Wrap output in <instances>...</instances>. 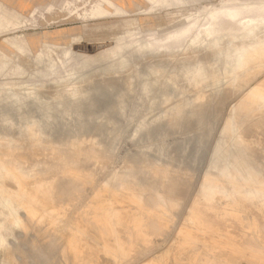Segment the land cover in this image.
Here are the masks:
<instances>
[{
  "label": "rangeland",
  "instance_id": "rangeland-1",
  "mask_svg": "<svg viewBox=\"0 0 264 264\" xmlns=\"http://www.w3.org/2000/svg\"><path fill=\"white\" fill-rule=\"evenodd\" d=\"M27 1L28 4L25 7L21 0L12 2L10 0H0L1 87L12 85L22 80L31 84L35 83V80L40 79L41 75L33 73V68L41 57V50L44 46L51 48L50 57L56 64V70L51 76L62 77L70 66L73 67L75 62H67L66 57L62 55L64 51L68 52L72 57L78 55L79 59L96 57L100 53L108 55L126 45L128 34L139 27L143 29L157 28V31L165 33L183 17L182 20L189 23L191 27L178 34V36L168 39L165 43H161L165 47H160V49L155 51L142 50L141 52L130 54L124 65L115 73L106 70L97 71V76L85 87L90 93L96 94L94 101H96L97 96V101H100L102 99L100 97L110 94L109 100L108 98H104V102L101 100L100 108L98 105L93 106V99L82 96L84 89H80L73 95L61 93L51 97L49 94L53 90L50 91L51 88H47V93L49 94H31L26 101L24 100L25 107L21 105V108L24 107L21 113L9 115L5 111L3 117H10L6 119L5 124H14L21 118L25 122L24 129L29 130L34 119L40 121L50 120L55 123L49 132L50 136L53 138L64 137L76 122L93 123L102 115L104 118L109 119L116 111L122 109H124V113L128 111L131 101L129 95L136 90L134 84L130 85L133 75L132 70L129 68L130 66H134L136 70L140 71L157 68L156 77L158 81L148 89L149 94L158 96L157 100L161 101V107L165 109L180 105L182 101L186 100L187 107L194 111L184 115L179 132L163 136L161 146H170L178 143V141L181 142L185 138L184 135L193 139L196 134H199L196 139L195 149L200 152V159L197 165L192 168L193 173L190 172L192 176L188 172V176L191 177L187 179L188 176L186 177L184 173L186 179L183 177V180H179L183 183L180 192L181 200L184 203L182 210L185 209L184 207L188 204L191 197L202 202L207 196L221 193L219 188L201 190L199 188L200 181L209 179L215 185L220 180L228 186H232V184L236 186L238 182L233 177H228L227 173L230 171L237 174L240 170H250L245 160L246 157L240 158L234 165L232 163L235 160L234 158H239L238 154L240 155L239 149H234L232 145V140L236 136V128L233 122L238 121L247 127L256 129L259 132L258 135L264 138V100L255 103L245 101V95L253 87L263 88L259 83L264 75V60L257 64H248L239 69L234 65L231 68L229 84L221 83L214 88L205 87L204 85L215 65L224 63L229 57H234L243 48L244 43H242L241 38L228 41L226 39L227 36H224V34H239L238 32L248 28L253 18L255 17L256 19V16H259L264 11V8L260 9L258 5L260 1L264 2V0H185L181 3L174 0H166L161 4H155L153 8L147 10H145L147 0ZM233 1L249 2V9L243 8L246 12H242V9L237 7L234 8L236 10L234 15L230 17L224 16V12H222L224 11L222 9L223 4ZM104 4L110 5L112 10H105L107 13L99 14ZM211 12L217 15L215 17L217 23L214 26L206 23L207 17ZM243 15H247L249 18L246 17V19L240 21ZM205 30L212 31L217 40L222 36V39L218 41L223 42L221 45L227 47V49L219 51L218 48L221 45L211 48L210 37L203 38L202 42L193 40V36H196L199 31L203 32ZM245 42L257 49L264 50V27L257 30L256 33H250ZM18 70L23 71L22 79L17 72ZM32 73L33 77H31ZM44 74L46 75L47 72H44ZM182 74H185L187 78L185 79ZM11 88L10 93L0 99V109L2 105L8 106L20 97L17 95L18 88L16 86ZM113 88L115 89L114 91H112ZM162 92L166 94L164 99L159 97ZM99 98L100 100H98ZM146 103L144 101V104ZM1 122L0 119V124H2ZM64 124H68L66 130L61 128ZM130 133L131 127L127 128L122 134H116L119 144L113 153V160L101 172H99L100 167L98 168L96 164L94 153L87 154V152H83L81 153L80 161H74V159L71 161L72 163H62L61 166L64 169L72 167L74 168L73 171L91 174L95 182L91 189H85L84 191L81 184H77L75 187L70 185L67 174L65 176H57L54 186H59L58 184L63 181L66 184L64 186L61 185L65 189L68 185V189L76 190L66 189L67 191H65L60 185L55 187L49 194V198L51 197L53 200L50 199L52 203L47 206V208L49 207L48 210H62V213L52 221L58 227L56 236L52 240L49 237L51 232H49L48 228L46 229V225H43L42 228L43 232L47 233L48 241H46V237H36L32 233V226L39 217L41 205L33 204V201L27 197L26 199H29H25V210H18L20 219L18 225H14L10 221V205L7 203L0 205V236L3 237V241L0 242V264H20V262L21 264H145L147 262L168 264L170 258H161L165 255L176 258L181 263L192 264L193 257L201 253L206 252L209 255H213L209 248L215 246L214 253H220L219 259L222 264H248L249 253H235L232 250V238L224 230L214 227L203 235L194 226L181 220V217L184 216V211L182 210L178 211L179 218L173 217L174 221L169 220L166 227L158 233L151 236L147 231H142L137 242L135 237H132L126 258L121 256L120 252L117 251V247L114 254L105 253L100 241L90 237H84L80 241H70L73 237L72 232L64 228V221L67 218L75 217L78 224L86 227L91 235H98L92 225L86 226L84 218L92 220L93 211L100 203H95L93 200L89 208L83 206V201H80L77 205L74 204L84 197H91L95 189L101 185L109 188L113 180L118 178L116 172L123 170L121 165L124 162V156L138 150V143H127ZM91 134L85 133L84 136L88 138H86L87 140H82L84 142L87 141L86 143L89 145L91 144L89 138L92 136L91 140L97 145L100 144L101 135L96 133L93 136L94 134ZM152 134V129L149 126L139 133L140 137L152 136ZM150 154V160L156 159L154 153ZM177 157L180 158L178 155L174 158ZM176 160L178 161L177 163L180 162L178 159ZM178 169L179 173L185 172L181 167ZM173 170L175 171L176 169L173 168ZM38 172H40L38 168H33L28 173H24L25 181L32 183L40 180L44 173ZM46 174H50V172L48 171ZM145 175L146 173L142 172L139 175V179L132 182L133 185H140L138 187L143 189H151L154 178L144 181ZM141 177L143 178L141 179ZM105 179H107L108 183L104 185ZM56 182L58 183L56 184ZM244 186L253 187L251 184H244ZM60 187L62 190H58ZM1 190H14L13 183L7 177L0 176ZM64 191L71 195L69 194L68 196L67 194L68 198L67 196L65 197L63 195L66 194ZM72 191L75 193V197H73ZM53 194H55V197H57L55 199L59 200V202L54 199ZM233 197L241 200L243 194L234 192ZM60 198L65 199L60 200ZM53 202H57V204L55 203L56 205H54ZM209 206L213 209L220 207L217 203H209ZM143 208L151 215L157 213L152 204ZM27 211L31 213L32 221L25 218L24 212ZM63 213H68V215ZM174 223L177 224L175 228ZM115 229L117 230V237L124 240L126 237L125 230L119 225ZM179 231L190 232L193 241L189 240V243H183ZM248 233L249 231L243 228L240 231V236L248 237ZM34 238H37L39 246L33 249L30 244L36 242ZM150 242H153L150 247L151 252L148 257H145L140 252V247L142 249ZM248 244L251 247L254 246L250 241H248ZM253 264L261 263L257 261Z\"/></svg>",
  "mask_w": 264,
  "mask_h": 264
},
{
  "label": "bare ground",
  "instance_id": "bare-ground-1",
  "mask_svg": "<svg viewBox=\"0 0 264 264\" xmlns=\"http://www.w3.org/2000/svg\"><path fill=\"white\" fill-rule=\"evenodd\" d=\"M165 1L166 0H147V7L145 10L151 9L155 4H161ZM174 1L181 3L185 0ZM249 5V2H227L226 4H223L222 9L224 11L222 12H224V16L230 17L236 13L234 8L239 7L242 9V12H246L244 9H249ZM258 5L260 9L264 8V2L262 1H260ZM105 10L110 11L112 10V7L104 4L100 11L101 13L99 12V14L107 13ZM213 13L214 12H211L208 15L206 21L210 26H214L217 23V20H215L217 15ZM246 17L249 18L247 15H243L240 18V21L246 19ZM256 17V19L254 17L251 21V25L248 28L243 29L241 32H238L239 34H224V36H227L226 39L228 41L241 38L242 43H244L243 48L241 52L236 53L234 57H229L224 63H219L214 66L210 77L204 85L205 87L209 86L214 88L221 83L229 84L231 68L234 67V65L239 69L248 64H257L264 60V50L257 49L245 42V39L250 33H256L257 30L264 27V11ZM182 19L165 33L157 31V28L143 29L139 27L134 32L128 34L126 45L108 55H102V53H100L96 57H84L79 59L78 55L72 57L68 52L64 51L62 55L66 57V61L75 62L73 67L70 66L62 77L51 76L56 70V64L50 57L52 52L51 48L44 46L41 50L42 55L34 64L33 68V73H39L41 75L40 79L35 80V83L31 84H29L28 81L22 80L21 82L12 85L0 86V99L8 95L12 89L11 87L14 86L18 88L17 95L20 96L16 101L14 100L11 102L10 105H2L0 109V119L2 121V124H0V176L7 177L14 185V190L0 191V205L6 203L10 205L9 215L11 223L14 225L20 223L18 210H25V199L29 197L33 201V204L41 205L39 217L32 226V233L36 235V237H46L45 239L48 241L47 233L43 232L42 228L43 225H46V229L48 228L50 230L49 232H51L49 237H51L52 240L58 231V227L55 226L52 221L62 213V210L58 211L55 208H53L55 210H48L49 207L47 208V206L52 203L50 201L52 198H49V194L55 189V187H59L61 184L64 186V184H66L63 183V181L61 183L57 180L61 184H58L59 186H54V181L58 178L57 176H65V174H67L68 183L73 185V187L77 186V184H81L84 191L85 189H91L95 182L91 174H83L80 173V171H73L74 168L72 167L64 169L63 166H61L62 163H70L74 159V161H80L81 153L83 152H87V154L94 153L96 156V164L98 165V168L100 167L99 172L103 171L113 160V153L119 144L116 134L124 133L129 127H131V133L127 143H138V150L132 154L124 156V162H121L125 165L120 162L123 170H119L121 172H116L118 178L113 180L109 188H105L101 185L95 189L91 197H84L82 200H78L74 204L77 205L80 201H83V206L89 208L93 200L95 203H100L93 211L92 220L84 218L86 226L92 225L98 232V235H91L86 227L78 224L75 217H72L71 219L67 218L64 221V228L69 229L72 232L73 237L70 241L75 242L80 241L84 237H90L100 241L105 253L114 254L118 249L117 251L120 252L121 256L126 258L132 237H135V241L137 242L139 234L142 231H147L148 234L152 236L166 227L169 220L174 221V218H179L178 213L183 209L184 204L180 197L183 183L179 180H183L185 174L186 177L191 174L190 172H192V168L197 165L200 159V152L195 149L196 139L199 134H196L193 139L184 135L185 138L181 142L178 141V143L170 146H161L163 136L179 132L181 130L180 125L183 121L184 115L190 112L193 113L194 111L187 107L186 100L182 101L180 105H174L169 109H165L164 107H161V101L157 100L158 96L155 94H149L148 89L158 81L156 77V74L158 73L157 68H149L145 71H140L136 70L134 66H130L129 68L132 70L133 74L130 85L134 84L136 90L129 95L131 101L128 111L126 113H124V109L116 111L109 119L104 118L102 115L93 123L76 122L72 129L67 131L66 136L64 137L53 138L50 136L49 132L55 125V123L50 120L40 121L34 119L31 122L32 127L29 130H25V122L22 121L21 118L18 119L16 123L8 125L5 124V121L10 117L4 118L3 115L5 114V111H7L9 115L13 113H21V110L23 111L25 107L24 100L26 101L31 94H49L47 93V88H51L50 91L53 90V92H50L49 94L51 97L61 93L73 95L80 89H84L82 96H87L88 99H93V106H99L102 102L101 100L104 98L107 99L110 97V94L100 97L102 98L101 100L100 98L98 99L100 101H97V96L96 101H94L96 94L90 93L85 87L94 77L97 76V71L106 70L115 73L124 65L130 54L141 52L142 50L155 51L160 49V47H165L164 44L161 43H165L168 39L178 36V34L191 27L189 23H186V21H183ZM207 37H210L209 43L211 44V48H216L223 44V42H219L222 39V36L218 41L215 38L214 33L210 30H205L203 32L199 31V33L192 38L195 42H202V39ZM224 49H227V47L223 45L218 48L219 51ZM17 72L21 75L22 79L23 71L18 70ZM44 72H47V74L45 75ZM33 73L31 74V77L34 76ZM182 76L185 79L187 78L185 74H182ZM259 85L263 88L257 86L253 87L245 95V101L255 103L264 100V75L262 76ZM114 88L112 91L115 90ZM159 97L164 99L166 94L162 92ZM109 99L110 98H108V100ZM144 101L147 103L144 104ZM21 105H24V107L21 108ZM233 123L236 128V136L232 140V145L234 149H239L240 155L237 153L239 158H234L235 160L232 163L234 165L240 158L246 157L245 160L250 170H240L237 174L230 171L227 173L228 177H233L238 182L236 183L237 187L234 186V184L228 186L220 180L215 185L213 181H210L209 179L200 181L199 188L201 190L219 188L221 193L218 195L213 194L207 196L202 202L191 197L188 204H185V209L182 210L184 211V216L181 217V220L194 226L195 229L203 235L214 227L224 230L226 234L232 238V250L235 253H249L248 264H253L257 261L264 264V138L260 137L258 135L259 132L252 127H247L238 121ZM148 126L152 129V136L140 137L139 133ZM67 127L68 124H64L61 128L62 130H66ZM85 133H92L94 134L93 136H95L96 133L100 134L102 137L100 144H95L91 140L93 137L90 136L89 140L91 144L87 145V141L84 142V140L88 138L84 136ZM84 143H86V145H84ZM150 153H154L156 159L150 160ZM174 155H178L180 158H174ZM189 156L190 158H188ZM176 159L180 162L177 163L178 161ZM209 160L211 161L210 158ZM179 167L184 169L185 172H181L182 174L179 173ZM33 168H38L40 171L38 173H44L43 177L36 182L31 181L32 183H27L23 174L28 173V171ZM173 168L176 170L174 171ZM48 171L50 174H46ZM142 172L146 173L144 176L145 178L141 177L144 181L154 178L151 189H143L138 187L140 185H133L132 182L139 179V175ZM55 173H57V175H55ZM186 177L184 179H186ZM190 177L188 176L187 179ZM107 179L104 180V185L108 183ZM58 182H56V184ZM244 184H251L253 187H246ZM67 187L69 186L67 185ZM67 187L66 189L69 190L70 188L68 189ZM60 189L61 187L58 188V190ZM63 189L67 191L65 187H63ZM72 190L74 191L76 189ZM73 191L71 193H73ZM234 192L243 194V198L241 200L235 199L233 197ZM67 194L69 196L70 193L63 195L66 197ZM73 194V197H75V193ZM53 195L54 199L57 198L55 197V194ZM77 195L76 197L79 196ZM61 199L62 198H60V200ZM55 200L59 202V200ZM53 203L54 205L57 204V202ZM209 203H217L220 207L213 209L209 206ZM150 204H152L156 210V214L151 215L146 209L144 210L143 207L150 206ZM24 213L25 218L32 221L31 213L28 211ZM63 214L68 215V213ZM117 225L125 230L126 237L124 240L119 239L116 235L117 230L115 227ZM176 225L177 224L174 223V228ZM243 228L249 231L247 235L248 237L240 236V231ZM179 233L183 243H189V240L193 241L190 232L179 231ZM33 234L32 236H34ZM35 239L36 242L30 244L33 249L39 246L37 238H34V240ZM2 241L3 237L0 236V242ZM248 241L254 244V246L251 247L248 244ZM152 245L153 242H150L145 247H142V249L138 245L143 256L148 257L150 255V247ZM215 247L209 248L213 255H209L206 252L203 254L201 253L200 255L193 257L192 264H222V261L220 262L219 259L220 253H214ZM161 258H170L168 264H189L181 263L176 258L169 257V255L162 256ZM145 264L157 263L147 262Z\"/></svg>",
  "mask_w": 264,
  "mask_h": 264
},
{
  "label": "crops",
  "instance_id": "crops-1",
  "mask_svg": "<svg viewBox=\"0 0 264 264\" xmlns=\"http://www.w3.org/2000/svg\"><path fill=\"white\" fill-rule=\"evenodd\" d=\"M12 1H16V0H10V2H12ZM21 3H23L26 7V5L28 4V1L27 0H21Z\"/></svg>",
  "mask_w": 264,
  "mask_h": 264
}]
</instances>
